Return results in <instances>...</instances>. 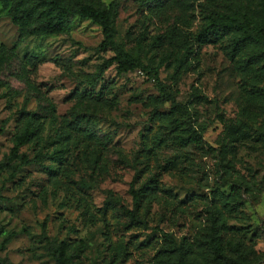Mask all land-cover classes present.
<instances>
[{
  "label": "rangeland",
  "instance_id": "obj_1",
  "mask_svg": "<svg viewBox=\"0 0 264 264\" xmlns=\"http://www.w3.org/2000/svg\"><path fill=\"white\" fill-rule=\"evenodd\" d=\"M85 1L118 5L115 39L158 66L187 111L171 113L143 69L113 64L93 85L114 52L91 19L12 51L18 27L0 3V245L15 234L1 257L57 264L45 231L68 243V264H264V60L242 67L254 47L233 54L229 34L199 36L217 11H254L259 0ZM194 130L199 139L184 142ZM142 185L151 189L132 219L131 189Z\"/></svg>",
  "mask_w": 264,
  "mask_h": 264
},
{
  "label": "trees",
  "instance_id": "obj_2",
  "mask_svg": "<svg viewBox=\"0 0 264 264\" xmlns=\"http://www.w3.org/2000/svg\"><path fill=\"white\" fill-rule=\"evenodd\" d=\"M0 3L8 9L9 16L12 22L18 27V38L11 47L14 51L22 41L31 36H50L60 34L70 28L71 19L75 16L91 19L98 23L103 28L104 40L100 47L103 49L110 48L114 55L105 60L91 79L94 85L103 76L106 69L113 64H116V69L119 74L128 72L134 69H143L150 73L157 81V86L162 91L164 96L172 101V111L183 109L187 111L186 105L179 103L175 96L168 90V85L160 79L158 66L145 64L143 60L126 50L123 43L115 39V22L118 16V5L112 4V12L106 7H97L85 0H0ZM219 33H227L230 35L229 44L233 54H237L245 47H254L255 53L248 58L242 67L250 66L254 61L260 62L264 60V0H259L258 8L254 11H247L244 8H238L234 11H217L201 27L199 31L200 37H210ZM182 48L189 50L192 48L186 41H182ZM7 49L3 44H0V63L6 57ZM178 63L181 62L177 59ZM1 84V83H0ZM35 127L30 124L26 125L22 132L16 135L15 144L11 150L9 159L18 157L19 149L26 144L31 135L34 134ZM199 139V133L194 130L187 137H183L184 142H196ZM162 141V139H160ZM62 150H56L55 159L61 161L63 155ZM22 162H28L27 157H21ZM7 163H0V167ZM50 170L54 168L48 167ZM151 189L148 185H142L138 189H131L133 201L136 210L129 211L132 219H139L138 208L141 206L144 199L148 195V190ZM45 227V225H44ZM15 234L9 235L0 245V251L6 247L11 238ZM45 239V248L57 262V264H68L69 256L68 243L65 241L57 242L50 239L45 231L43 240ZM213 246L221 251V242L218 234L213 236ZM0 264H11L0 255ZM170 264H180L170 263Z\"/></svg>",
  "mask_w": 264,
  "mask_h": 264
}]
</instances>
